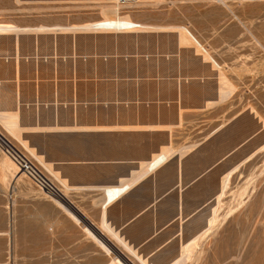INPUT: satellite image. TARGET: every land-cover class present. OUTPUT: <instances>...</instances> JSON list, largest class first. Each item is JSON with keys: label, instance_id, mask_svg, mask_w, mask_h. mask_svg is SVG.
I'll return each mask as SVG.
<instances>
[{"label": "crops", "instance_id": "0c3cea01", "mask_svg": "<svg viewBox=\"0 0 264 264\" xmlns=\"http://www.w3.org/2000/svg\"><path fill=\"white\" fill-rule=\"evenodd\" d=\"M79 17L39 20L19 27L54 29L0 37V80L16 95L0 111L17 116L21 138L58 190L41 194L36 215L50 245L66 244L69 236L99 244L88 229L102 243L122 246L110 226L126 244L142 246L157 236L155 245L163 246L192 227L193 215L209 217L231 169L226 160L260 126L236 131L228 144L226 133L241 112L226 118L231 94L223 99L209 65L197 62L191 76L176 56L180 46L145 50L142 31H93L85 25L94 21ZM27 133L59 137L53 147L63 152L48 157ZM111 185L125 189L110 202Z\"/></svg>", "mask_w": 264, "mask_h": 264}, {"label": "rangeland", "instance_id": "374dc122", "mask_svg": "<svg viewBox=\"0 0 264 264\" xmlns=\"http://www.w3.org/2000/svg\"><path fill=\"white\" fill-rule=\"evenodd\" d=\"M81 15L90 21L118 16L151 26L140 32L145 33L141 38L143 49L150 50L157 45L166 53L173 46H180L183 49L176 56L183 63V70L191 76L197 72V62L209 65L217 73L219 83L223 82L224 89L231 90L226 118L241 112L226 133L228 144L239 136L236 131L246 132L256 123L260 126V130L226 160L227 166L232 168L257 150L232 173L220 203L214 199L209 203L211 206L216 203L214 222L200 236L191 258L180 264H264V0H0V23L17 26L33 25L39 20L71 23ZM138 29L142 28L125 32L138 33ZM181 32L191 40L179 41ZM10 33L0 34V37L10 38L14 32ZM202 48L217 65L208 57L204 58ZM147 70H150L149 65L144 66V72ZM106 71L107 68H103L102 72ZM14 96L11 84L0 80V109L6 108L8 100ZM1 116L0 134L33 159L49 177L34 157L35 151H29L27 144L21 143L22 129L8 130ZM25 136L48 157L63 152L53 147L59 137L37 133ZM10 160L0 140L1 264H114V258H117L116 264H141L121 246L108 241L102 243L88 229L99 244L70 236L62 240L66 244H47V226L36 215L44 192ZM208 214L193 215L192 227L186 231L182 228L180 235L178 232L163 246L155 245L157 236L142 246H131L148 263L166 264L177 255L179 244L204 226Z\"/></svg>", "mask_w": 264, "mask_h": 264}, {"label": "bare ground", "instance_id": "6f19581e", "mask_svg": "<svg viewBox=\"0 0 264 264\" xmlns=\"http://www.w3.org/2000/svg\"><path fill=\"white\" fill-rule=\"evenodd\" d=\"M94 1V0H93ZM98 1H101V0H98ZM107 1V0H106ZM81 25V24H80ZM136 25H138V26H136ZM80 27V26H79ZM83 27V26H82ZM85 27L86 28H88V29H90V30H92L93 29V31L94 30H99V32H102V31H112V32H124V31H130V32H133L134 31V29L136 28L137 29V27H140V28H142L141 30L140 29H138L139 31H144V29L146 30L147 28H149V27H151V26H149V25H146V24H142V23H137V22H134V21H132L131 19H129V18H120V17H110V16H104L103 18H101V19H99V20H97V21H94V22H91V23H87V25H85ZM154 27V26H153ZM157 27V26H156ZM158 27H159V25H158ZM73 28H78V27H73ZM46 29H51V30H53L54 28H51V27H43V26H39V27H34V28H28V27H26V28H22V27H19V26H17V25H14V24H11V23H0V34H7V33H10V32H14L15 34H18V33H20V32H27V31H41V30H44V31H46ZM58 29H62V31L63 30H65V29H69V28H63V27H59ZM87 29V30H88ZM182 29H184L185 30V28H182ZM47 30V31H48ZM82 30V29H81ZM89 30V31H90ZM151 30V29H150ZM155 30V29H154ZM181 30V29H180ZM74 31V30H73ZM136 31V30H135ZM186 31V34L188 33V35L192 38V40L195 42V43H197V45H200L199 44V42L192 36V34H190L187 30H185ZM149 32V31H148ZM139 33V32H138ZM182 34H180V40L179 41H183V40H187V39H190V38H188V36L184 33V32H181ZM11 34V33H10ZM22 34V33H21ZM28 34V33H27ZM191 40V39H190ZM177 41V40H176ZM193 41H191L192 43H193ZM15 42V41H14ZM198 47V46H197ZM17 50V49H16ZM200 51H203L204 53H202V54H204L205 56H204V58L205 57H208L209 59H210V61L212 60V62L215 64V65H217V63L214 61V59H212L211 58V56H210V54L205 50V48H202V50H200ZM19 52V51H18ZM10 57V56H9ZM11 58V57H10ZM17 58V57H16ZM207 61H209L208 59H207ZM16 63V62H15ZM15 69V68H14ZM223 82H221V84H222ZM221 89V91H220V94L223 96V99H224V97L226 96V95H228L229 93H230V91H227V90H225L223 87L222 88H220ZM220 95V96H221ZM16 96V95H15ZM18 97V96H17ZM222 98V97H221ZM17 99V98H16ZM210 102V101H209ZM17 104V103H16ZM12 110V109H11ZM10 111V110H9ZM12 111H14V110H12ZM16 111V110H15ZM14 111V112H15ZM0 115H2L1 117H2V119H3V125L8 129V130H10V131H12L14 128L16 129V127H19L18 126V123H17V121H16V115L15 114H13V113H11V112H8V110H7V112L6 111H0ZM1 119V120H2ZM18 120V119H17ZM18 122H19V120H18ZM101 125V124H100ZM75 126V125H74ZM80 126V125H79ZM97 126V125H96ZM137 126V125H136ZM55 127V126H54ZM60 127V126H59ZM58 127V128H59ZM73 127V126H72ZM84 127V126H83ZM89 127V126H88ZM103 127V126H102ZM101 127V128H102ZM35 128V127H34ZM47 128V127H46ZM52 129H53V127H51ZM74 128V127H73ZM75 128H76V126H75ZM98 128V127H97ZM118 128V127H117ZM135 128V127H134ZM14 129V130H15ZM19 129H20V127H19ZM25 129V128H24ZM30 129V128H29ZM32 129H33V127H32ZM36 129V128H35ZM42 129V128H41ZM68 129V128H67ZM66 129V130H67ZM13 130V131H14ZM55 130V129H54ZM62 130V129H61ZM37 131V130H36ZM55 131H57V129L55 130ZM29 132V131H28ZM59 132V131H58ZM11 133V132H10ZM20 134V133H19ZM17 135V134H16ZM21 139V143H24V144H26V142L22 139V138H20ZM27 140V139H26ZM262 146H264V144L262 145ZM32 148V147H31ZM31 148H29L28 146H27V149L29 150V151H31V152H34L33 151V149H31ZM257 151V150H256ZM256 151H253V152H251L248 156H246L240 163H242V162H245L247 159H249L252 155H253V153L254 152H256ZM34 155V157L35 158H37L38 159V156L34 153L33 154ZM165 155V154H164ZM155 156V155H154ZM40 157V156H39ZM163 157V156H162ZM158 158V157H157ZM151 159V158H150ZM160 160H161V158L159 157L157 160H155V162L151 165V167L150 168H154V166H156L159 162H160ZM11 161V160H10ZM11 163H13L12 161H11ZM239 163V164H240ZM42 164H44V163H42ZM47 164V163H46ZM239 164H237V165H235L234 167H232L229 171H227L225 174H224V176L222 177L223 179H222V186H221V191H220V193L217 195V197H216V203L219 201V200H221L220 198L222 197V195L224 194V192H225V189L227 188V186H228V184H229V179H230V177H231V175H232V173L234 172V171H236L237 170V168L239 167ZM46 167V166H45ZM156 168V167H155ZM56 172H58V171H56ZM113 176V175H112ZM133 176V175H132ZM56 178V177H55ZM130 179V178H129ZM60 181V180H59ZM62 182V181H61ZM67 182V181H66ZM65 183V182H64ZM66 184V183H65ZM112 187H105V193H106V195H107V197H108V201H110V200H112V199H114V198H116L124 189H125V186H124V189H121L120 187H114L113 185H111ZM121 186H123V185H121ZM68 188V187H67ZM127 188V187H126ZM128 191V190H127ZM123 193H124V191H123ZM122 194V193H121ZM107 201V202H108ZM111 202V201H110ZM215 203V204H216ZM219 203H220V201H219ZM218 203V204H219ZM107 206V205H106ZM219 206V205H218ZM221 206V205H220ZM215 212H216V206L214 205L213 207H212V209H211V214L209 215V217L207 218V224H206V218H205V220H204V224L203 225H205L206 224V226L201 230V231H199L198 233H196L195 235H193L191 238H189L188 240H186V241H184V242H181L180 244H179V248H178V253H177V255H175V257L174 258H171V260H169L166 264H180V263H184L185 261H187L188 259H190L191 258V256H192V253H193V251L195 250V248H197L198 247V240H199V238H200V236L203 234V233H205L208 229H209V227L213 224V222H214V219H215ZM104 222V221H103ZM106 223V222H105ZM105 225V224H104ZM109 225V224H108ZM106 226V225H105ZM106 230L109 232V234H112V237L114 238L115 237V239H116V241H118V242H120V244H122V248L127 252V253H129L130 255H132L134 258H136V260H139V262L141 263V264H150V263H148L145 259V257H142V258H140V255L139 254H137L136 253V248L135 247H132L131 245H129V244H126V241H124V240H122L123 238L120 236H118L117 234H118V232L116 233V231H113V229H111V227L109 226V228H106ZM181 230H182V228H181ZM181 230L179 231V235L182 233L181 232ZM107 232V233H108ZM122 238V239H121ZM165 254V253H164ZM147 255V254H146ZM148 256V255H147ZM161 258V257H160ZM159 258V259H160ZM113 261H114V264H116V262H117V258H114L113 259ZM146 261V262H145ZM1 264V263H0ZM3 264V263H2Z\"/></svg>", "mask_w": 264, "mask_h": 264}, {"label": "built area", "instance_id": "2783aa9c", "mask_svg": "<svg viewBox=\"0 0 264 264\" xmlns=\"http://www.w3.org/2000/svg\"><path fill=\"white\" fill-rule=\"evenodd\" d=\"M138 26V25H136ZM1 143L18 171L24 174L33 185L48 195H57L58 190L53 181L40 169L33 159L17 149L8 139L0 134Z\"/></svg>", "mask_w": 264, "mask_h": 264}]
</instances>
